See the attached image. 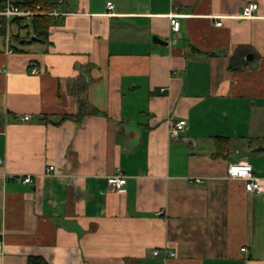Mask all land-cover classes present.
Here are the masks:
<instances>
[{
  "label": "crops",
  "instance_id": "1",
  "mask_svg": "<svg viewBox=\"0 0 264 264\" xmlns=\"http://www.w3.org/2000/svg\"><path fill=\"white\" fill-rule=\"evenodd\" d=\"M59 10L0 31V264H264V190L228 176L247 160L264 187V0Z\"/></svg>",
  "mask_w": 264,
  "mask_h": 264
},
{
  "label": "built area",
  "instance_id": "2",
  "mask_svg": "<svg viewBox=\"0 0 264 264\" xmlns=\"http://www.w3.org/2000/svg\"><path fill=\"white\" fill-rule=\"evenodd\" d=\"M58 3H63L64 0H57ZM107 8L109 11H113L115 5L113 2H107ZM258 10V5L254 2L246 4L240 13L241 18H252ZM62 15V12L58 9L45 10L41 5H26L22 4L21 0H2L0 5V31L9 30L13 25V21L17 20L22 24H29L35 17L49 16L58 18ZM170 23L172 30L178 32L180 30V21L178 14H172L170 17ZM217 26H222L223 23L218 21L215 23ZM6 72L0 69V73ZM37 69L33 68L31 73H37ZM29 117H24V120H28ZM186 126V121L180 119L172 126V132L177 133L179 130ZM54 165H49L46 171H55ZM228 176L233 179H243L246 181V190L248 192H262L264 190L263 184L260 179L255 175L252 164L247 160H241L239 162L231 163L228 167ZM109 186L112 190L122 189L126 183V177L118 170L114 175H111L107 179ZM197 182H202L201 179H197ZM25 183H31L32 178L27 177L24 179ZM4 244L3 240L0 239V255L3 253ZM156 251L154 254H157ZM173 255V253H172Z\"/></svg>",
  "mask_w": 264,
  "mask_h": 264
},
{
  "label": "trees",
  "instance_id": "3",
  "mask_svg": "<svg viewBox=\"0 0 264 264\" xmlns=\"http://www.w3.org/2000/svg\"><path fill=\"white\" fill-rule=\"evenodd\" d=\"M2 0H0V5ZM22 4L26 5H41L45 10H52L60 8L62 3H51L46 0H21ZM56 18L49 16H39L35 17L31 23L22 24L21 22L14 20L13 25H18L20 29L31 28L33 30V34L36 35V39H39L41 36L47 35L48 29L52 23H54ZM31 35V34H30ZM217 152L220 156H225L227 153L228 147L231 144V139L228 137H215ZM29 264H47L46 262H42L39 259L30 260Z\"/></svg>",
  "mask_w": 264,
  "mask_h": 264
},
{
  "label": "water",
  "instance_id": "4",
  "mask_svg": "<svg viewBox=\"0 0 264 264\" xmlns=\"http://www.w3.org/2000/svg\"><path fill=\"white\" fill-rule=\"evenodd\" d=\"M154 42L155 43H159V44H163V45H166L167 42L166 41H162L161 39H159L158 37H154ZM255 152H261V151H264V146L263 145H260L258 147H256L254 149Z\"/></svg>",
  "mask_w": 264,
  "mask_h": 264
},
{
  "label": "rangeland",
  "instance_id": "5",
  "mask_svg": "<svg viewBox=\"0 0 264 264\" xmlns=\"http://www.w3.org/2000/svg\"><path fill=\"white\" fill-rule=\"evenodd\" d=\"M14 29H15V31H16V30H17V31L20 30V32H21L22 35H24L25 32H26V30H27V29H18L16 26H14ZM244 152H245L247 155H250V151H249V149H245Z\"/></svg>",
  "mask_w": 264,
  "mask_h": 264
}]
</instances>
